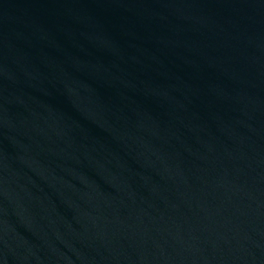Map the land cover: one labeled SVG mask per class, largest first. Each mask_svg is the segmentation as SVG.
Instances as JSON below:
<instances>
[{
	"label": "water",
	"instance_id": "1",
	"mask_svg": "<svg viewBox=\"0 0 264 264\" xmlns=\"http://www.w3.org/2000/svg\"><path fill=\"white\" fill-rule=\"evenodd\" d=\"M0 264H264V0H0Z\"/></svg>",
	"mask_w": 264,
	"mask_h": 264
}]
</instances>
